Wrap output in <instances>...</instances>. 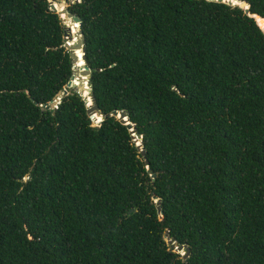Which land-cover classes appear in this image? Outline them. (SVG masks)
Instances as JSON below:
<instances>
[{
    "label": "trees",
    "instance_id": "obj_1",
    "mask_svg": "<svg viewBox=\"0 0 264 264\" xmlns=\"http://www.w3.org/2000/svg\"><path fill=\"white\" fill-rule=\"evenodd\" d=\"M76 1L99 113L146 156L67 88L48 0H0V264H264V0Z\"/></svg>",
    "mask_w": 264,
    "mask_h": 264
},
{
    "label": "water",
    "instance_id": "obj_2",
    "mask_svg": "<svg viewBox=\"0 0 264 264\" xmlns=\"http://www.w3.org/2000/svg\"><path fill=\"white\" fill-rule=\"evenodd\" d=\"M84 1L85 0H80V1L78 0L76 2L79 3V2H84ZM209 1H217V2L226 3L228 5L232 4L233 6H239L240 8L244 9L246 13L249 14L250 5L246 1H238V0H209ZM48 2H49L50 9L56 12L57 14H59L66 25L65 39H67V43L65 44V47L71 52V57L73 59V65H74L73 67L74 74L70 82L68 83L67 88L77 89L78 93L86 100L87 107H88V114L92 120H97L98 115L101 117L100 123L106 117H115L119 119V121L122 124L126 125L129 131L131 132L133 141L136 143V146L140 150L141 155L145 157L146 149L143 145V136L138 133L137 128L130 121L129 115L126 111H113L107 115H101L99 113L96 98L93 94L92 88L90 87L91 70L86 65V56H85L86 38H85V34L82 29L81 19L69 12V9H68L69 0H66L61 3H56L54 2V0H48ZM67 19L71 21V24L79 25V28L77 31V35H78L77 40H75V38L73 37V33H74L73 25L69 26L66 24ZM79 51H81L82 56L79 55ZM81 60L84 62V66H80ZM88 88L90 89V92H91L92 104H89L88 102L89 100L85 96V91ZM66 93H67V90H64V92H59L57 96L55 97V99L53 100L51 104V108L57 109L58 106L60 105L61 97L65 95ZM146 163L148 164V161H146ZM147 170L150 172L149 167L147 168ZM151 177L153 180H155L157 176L156 174L152 173ZM155 203L157 204V211L160 215V218L163 219V211L161 207L162 200L159 198H155ZM165 238L169 244L173 245V247L175 248V252L181 254L183 256V259L185 261H188V259L190 258L189 247L187 245L177 246L176 243H173V241L169 239V231L166 233Z\"/></svg>",
    "mask_w": 264,
    "mask_h": 264
},
{
    "label": "rangeland",
    "instance_id": "obj_3",
    "mask_svg": "<svg viewBox=\"0 0 264 264\" xmlns=\"http://www.w3.org/2000/svg\"><path fill=\"white\" fill-rule=\"evenodd\" d=\"M232 5V4H231ZM78 31V30H77ZM73 37L75 38V39H77L78 38V35L77 34H73ZM94 123H95V125H99L100 124V122H98V120H94Z\"/></svg>",
    "mask_w": 264,
    "mask_h": 264
}]
</instances>
